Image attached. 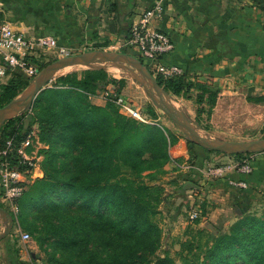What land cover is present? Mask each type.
Returning <instances> with one entry per match:
<instances>
[{
  "label": "trees",
  "instance_id": "16d2710c",
  "mask_svg": "<svg viewBox=\"0 0 264 264\" xmlns=\"http://www.w3.org/2000/svg\"><path fill=\"white\" fill-rule=\"evenodd\" d=\"M126 48L148 67L143 57ZM167 54L163 55V60L173 63L167 60ZM31 60L38 69L48 63L35 56H31ZM154 76L165 91L177 96L191 98L194 91L197 115L205 111L207 117L210 116L218 94L212 83L199 78L188 79L183 72ZM29 82L28 76L14 71L0 87V105ZM125 82V77L111 74L104 67L59 73L35 96L32 105L42 107L40 111L37 109L30 114L23 109L0 125V148L7 139L16 146L32 130L33 122L38 123L39 137L48 143L47 148L41 149L46 153L48 164L43 166L44 175L27 183L32 187L41 184L23 191L17 199L20 207L47 200L57 184L62 188L63 198H74L82 205L84 212L69 209L57 215L54 221L47 219L50 230L60 234L56 242L67 256L49 258L51 264H264V208L260 214L240 208L241 213H237L223 231H213L206 226L187 228L186 237L179 241L177 263L168 253L154 257L144 253L148 248L152 252V242L159 238L160 228L150 215L161 199L162 186L154 180L158 178V169L169 160L168 148L175 143L177 135L164 126L144 123L119 111L114 99ZM98 91L107 92L103 106L89 99ZM246 99L260 102L264 94L248 95ZM147 112L152 118L157 117L154 105L148 104ZM26 115L30 118L24 126ZM261 130L264 131V121ZM187 141L197 145L188 138ZM57 142L63 144V148L56 151ZM192 155L193 152L188 158ZM11 159L16 162L14 157ZM252 163L254 170L255 156ZM195 222H199L197 217ZM79 239L94 241L111 252L97 259L82 258L81 252L74 250ZM119 250L128 252L129 256H121ZM138 251L142 253L134 254Z\"/></svg>",
  "mask_w": 264,
  "mask_h": 264
},
{
  "label": "crops",
  "instance_id": "0c3cea01",
  "mask_svg": "<svg viewBox=\"0 0 264 264\" xmlns=\"http://www.w3.org/2000/svg\"><path fill=\"white\" fill-rule=\"evenodd\" d=\"M0 1V20L27 37L50 34L59 45L68 48H100L125 44L132 21L156 0ZM157 1L162 5L163 14L155 25L165 30L173 42L167 60L181 66L188 79H204L218 90L209 123L195 124L196 127L211 137L231 135L234 129L221 128L224 124L220 117L227 113V109L218 107L221 97L264 94V0ZM132 51L136 53L135 49ZM131 82L126 79L121 89L124 97L132 87ZM95 96H90V101L103 106L105 99L92 101ZM183 114L190 121L195 120V107ZM172 152L178 154L176 152L183 153L184 150L176 148ZM224 155L227 154L215 153L210 159L219 160ZM183 156L188 158L189 155L184 152ZM254 156L253 172L230 173L232 178L244 180V187L231 186L224 177L202 178V169L197 163L187 170L182 169L181 173L185 175L191 171L200 180V185L208 181V187L215 189L212 193L225 210L237 207L236 211H240L253 202L264 200V152ZM174 163L172 158L165 164V169ZM3 238L0 239V264L24 263L12 253L8 237Z\"/></svg>",
  "mask_w": 264,
  "mask_h": 264
},
{
  "label": "rangeland",
  "instance_id": "374dc122",
  "mask_svg": "<svg viewBox=\"0 0 264 264\" xmlns=\"http://www.w3.org/2000/svg\"><path fill=\"white\" fill-rule=\"evenodd\" d=\"M100 48H105L115 52H127L128 50L125 44H112L108 45L107 47ZM70 49L71 53H77L92 49V47H76ZM48 51V49L46 51H36L37 55L35 57L41 59L44 63H47L58 56L56 53ZM87 67H104L109 73L117 75L119 77H125L128 81H132V87L129 93L125 94L127 99L129 98V100L134 102L135 105L139 106L141 110L147 115H149V113L147 112L148 104L154 105L157 112L156 118L150 117L152 118L151 122L144 123L159 124L168 128L170 131L177 135L175 143L170 145L168 148L170 153L169 160H172L173 158L175 163L172 164L170 168L165 169L164 166L169 161L167 160L166 163L162 166V169H158V178L154 180L162 186V189L160 190L161 199L153 207L154 212L150 215L151 219L160 228L159 238L158 240L152 242V252H149L150 248L144 251V253L150 257H154L157 254L168 253L174 258L175 263H177V251L179 250V241L186 237L185 230L187 228L196 226H206L208 229L213 230L207 226V224L209 223L213 226V231H223L228 228V226L230 225V223H232L233 220H235V215L237 213H241V211H236V209L232 207H228L229 209L225 210V206L221 205L218 197L214 193H212L215 189L208 187V185L210 186L208 181H205L203 183L201 182L200 185V180L196 176H193L191 171L183 175V173H181L182 169L187 170L192 167V164L197 163L200 166V170L202 169L201 171L203 173V176L201 177L208 179L204 172L208 164L214 165L222 161H233L236 159H241L245 155L252 153H254V156L255 152H245L242 153L240 156L224 155L219 158V160L210 159L211 155L217 152L204 150L199 146L188 142L187 136L177 127L175 122L165 113V111L154 103L152 97L141 85L138 79L133 78L127 71L125 66L119 67L114 61H105L102 58L97 57L85 62L66 66L58 70L57 74L75 69L79 70ZM115 69H118V71H116ZM151 71L153 72V74H156L155 71ZM6 81L7 79L0 80V87ZM47 85L48 84H46V86ZM101 93L102 91H98V93L95 94L97 97L93 95L95 97L92 99V101L96 102L99 98V100H104V98L101 96ZM166 93L169 95L174 106L177 109L181 110V112L187 114V111L189 109H193V107H195L196 112L197 104L194 101V91H192L191 98L179 95L177 96L171 93L170 91H166ZM34 107L35 106L31 104L30 106L25 108V110L28 113L30 112L31 114L38 109ZM218 107L227 109L226 115L220 117V120L223 119L222 121L224 124V126H222L221 128L229 127L230 129H234V132H232L231 135H226L225 137L218 138L243 140L258 138L264 135V131L261 130L264 121V100L255 103L253 101H248L244 95L225 96L221 97ZM41 108L38 109V111H40ZM19 112L20 111L12 112L7 117L16 115ZM7 117H5V119ZM29 118V115H26L24 117V126L28 124ZM208 119L209 117H207L205 111H203L198 115L196 113V121L192 119L191 122L196 127L195 124H197V126H201L205 124V121L206 123H209L207 122ZM200 120L203 122L200 123ZM218 123H220V121ZM196 128L200 133L201 130L198 129V127ZM31 129L34 130L35 135L30 149L33 151V154L39 156V171L36 174V177H41L44 175L43 166L48 165L45 160L46 153H43L41 149L47 148L48 143H46L39 137V127L37 122L31 123ZM201 134L203 133L201 132ZM62 148L63 144L61 146L60 143L57 142V147L55 150H61ZM176 148L184 150V152L187 153L189 156L191 152H193V155L191 158H185L183 156L184 152H176L178 154H175L172 152V149ZM196 149L200 151V154L197 153ZM57 160H59V157L57 158ZM65 160H68V158H66ZM33 179H29L28 183H31ZM144 179L148 180L146 176H144ZM183 179L189 180L195 184H193L191 187L183 188L181 186L184 182L182 181ZM40 184L41 183H38L36 187H32V184H27L28 186H26V188H37ZM34 190L35 189H33V192ZM61 191L62 188L59 187V185L57 184L51 191V195H49L47 200H40V202L36 204L29 203L27 205H24L23 207L19 206L18 201L16 207H13L8 201L3 198H0V206L8 209L13 215V226L9 234H7L5 238L8 237V245L12 253L15 254V256L17 257V259L21 258L24 260V263H20L51 264L50 260H48L49 258H67L65 250H63L62 247L56 242V239L60 234H55L50 230V228L47 226V219H52L54 221L58 219L57 215L69 209H75L76 212L84 211L81 210L82 205L80 204V201H77L74 198H63L60 195ZM191 208H195L198 211L199 216L197 217V219L199 220V222L194 223V220L191 221L188 218V213ZM203 208L205 209L204 213L202 212ZM263 208L264 200H259L255 203L253 202L252 205H249V207L243 208V210L245 212H255L260 214ZM6 222L7 215L0 212V233L4 230ZM18 229L22 231H27L29 233V237L26 240L21 241L19 238ZM79 241L80 243L78 244V247H76L74 250L81 252L82 258L93 257L97 259L101 256L104 257V254H106L107 251L108 253L111 252L107 249H102L101 246L97 245V243L94 241L88 240L87 242H82V240L80 239ZM22 252L24 256L22 255ZM141 253V251H138L134 254L140 255ZM119 254L121 256H129L128 252L126 251L119 250Z\"/></svg>",
  "mask_w": 264,
  "mask_h": 264
},
{
  "label": "built area",
  "instance_id": "2783aa9c",
  "mask_svg": "<svg viewBox=\"0 0 264 264\" xmlns=\"http://www.w3.org/2000/svg\"><path fill=\"white\" fill-rule=\"evenodd\" d=\"M162 14L160 1H153L145 7L132 21L125 46L135 49L145 59L149 69L164 76H174L181 74L183 69L178 64L163 60V55L173 48V42L166 32L155 25V21L161 18ZM47 49L58 56L71 54L70 48L59 45L56 38L50 34L27 37L15 30L8 22L0 20V80L8 79L14 71H20L32 80L39 69L31 60V56H36V51ZM106 95L107 92L102 91L101 96L105 100ZM114 101L121 113L141 122H151V116L121 93L116 95ZM34 135V130H31L16 146L11 139H7L5 146L0 148V198L8 201L13 207H16L17 199L26 189L29 179L35 178L39 171V156L33 154L30 149ZM10 156L14 157L16 162ZM252 157L253 154H250L233 161L208 164L204 171L205 175L210 179L224 177L229 185L244 187L245 181L232 178L230 173H250L253 170ZM198 216L199 213L195 208L189 210L188 218L191 221ZM18 232L21 241L29 237L27 231L18 229Z\"/></svg>",
  "mask_w": 264,
  "mask_h": 264
},
{
  "label": "water",
  "instance_id": "95a60500",
  "mask_svg": "<svg viewBox=\"0 0 264 264\" xmlns=\"http://www.w3.org/2000/svg\"><path fill=\"white\" fill-rule=\"evenodd\" d=\"M97 57L105 61H114L119 67L125 66L130 75L138 79L141 85L150 94L154 103L165 111L189 140L202 148L225 153L264 151V135L258 138L237 140L211 137L203 135L201 132L199 133L197 128L181 110L174 106L169 95L162 86L158 84L154 74L139 57L129 52H115L105 48H92L77 53L58 56L48 62L39 69L38 73L24 89L6 103L0 105V125L10 113L22 111L30 106L38 92L50 82L57 74L58 70ZM192 185L193 182L189 180L183 183L184 188L191 187ZM235 209L238 210L237 207H235ZM0 212L7 215L5 228L0 233V239H2L9 234L13 226V215L8 209L2 206H0ZM207 226L214 230L211 224L208 223Z\"/></svg>",
  "mask_w": 264,
  "mask_h": 264
},
{
  "label": "bare ground",
  "instance_id": "6f19581e",
  "mask_svg": "<svg viewBox=\"0 0 264 264\" xmlns=\"http://www.w3.org/2000/svg\"><path fill=\"white\" fill-rule=\"evenodd\" d=\"M108 64H109V63H108ZM106 66H107V65H106ZM106 66H105V67H106ZM115 70L118 71V69H115Z\"/></svg>",
  "mask_w": 264,
  "mask_h": 264
}]
</instances>
